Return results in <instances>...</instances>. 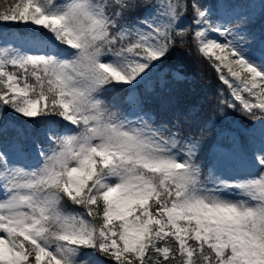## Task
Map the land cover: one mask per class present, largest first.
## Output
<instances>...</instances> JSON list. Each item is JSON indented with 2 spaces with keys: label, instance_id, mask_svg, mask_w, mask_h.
I'll return each instance as SVG.
<instances>
[{
  "label": "snow or ice",
  "instance_id": "6c2138e0",
  "mask_svg": "<svg viewBox=\"0 0 264 264\" xmlns=\"http://www.w3.org/2000/svg\"><path fill=\"white\" fill-rule=\"evenodd\" d=\"M189 7L192 23L181 26ZM234 9L223 0H21L0 14V25L33 33L29 49L0 43V116L8 107L63 126V134L46 132L50 147L39 149L35 170L0 146V264H169L176 252L182 264H264V43L250 47L248 17ZM189 34L230 89L218 110L261 120L254 177L216 165L205 176L197 155L204 129L185 135L186 120L156 124L142 114L135 90ZM119 88L130 109L123 114L107 99Z\"/></svg>",
  "mask_w": 264,
  "mask_h": 264
},
{
  "label": "trees",
  "instance_id": "16d2710c",
  "mask_svg": "<svg viewBox=\"0 0 264 264\" xmlns=\"http://www.w3.org/2000/svg\"><path fill=\"white\" fill-rule=\"evenodd\" d=\"M21 0H0V14L10 13L16 4ZM175 3L176 0H150L151 4ZM186 0H182V3ZM209 4L219 3V0H206ZM226 3L233 4L232 0H224ZM189 13L186 17L193 19L192 9L188 8ZM142 10H137L138 15ZM242 16L241 13H238ZM7 27L9 30H19L22 33L32 35L31 29L27 25L18 22H5L0 27ZM170 70L179 69L184 73L183 79L177 80L170 73L166 76L162 72L163 69ZM16 71L18 75L22 70L8 69ZM226 71V70H225ZM162 76H165L162 78ZM30 81L34 78L29 76ZM139 95L144 99V106L150 110L160 123H169L170 121H187L184 124L185 135L198 134L200 129H204L201 140L200 150L198 152V162L205 165L210 163V147L213 140L219 135L221 130H235L247 144L252 138L247 133L243 132V127H248L252 122L250 115H245L241 111H233L231 108L225 107L221 112L219 102L222 98L231 100L230 89L220 80L216 68L207 58L198 52L195 42L191 38V34L183 38V42L179 37L176 39V44L169 51L168 55L160 63L158 70L152 72L150 78L137 87ZM3 89H0L2 92ZM124 88H119L111 92L108 97L113 100L126 99ZM245 97L249 98L254 103H258L256 97H250L245 93ZM50 107V105H49ZM259 114V109H253ZM7 117L10 118L15 126L12 128L0 130V146H8L9 151H16V148L21 144L25 149L38 144L41 147L49 145V140L46 135L48 129L54 128L55 131H63V126L60 118L56 116H48L36 118L35 120L24 118L20 115H13L8 112ZM169 126H171L169 124ZM96 206H94L95 208ZM67 211H82L81 208L65 205ZM98 211L100 216L95 220L97 225L102 221V204ZM155 206L153 203V212ZM92 219V217H88ZM163 243V242H161ZM169 245L175 250L177 244L174 240L168 241ZM94 251L92 249H83L81 252ZM196 257V256H195ZM31 259V258H30ZM147 259V256L145 257ZM184 257H181L178 252L175 256H170L169 264H182Z\"/></svg>",
  "mask_w": 264,
  "mask_h": 264
},
{
  "label": "rangeland",
  "instance_id": "374dc122",
  "mask_svg": "<svg viewBox=\"0 0 264 264\" xmlns=\"http://www.w3.org/2000/svg\"><path fill=\"white\" fill-rule=\"evenodd\" d=\"M219 1L221 2V0ZM232 1L233 5H235L234 12L236 14L241 13L242 16L246 14L248 17L244 21L242 26L245 27L251 34L249 37L250 47H252L253 49H259L261 44L264 43V9H262L261 7V5L264 4V0ZM56 2L61 3L62 0H56ZM180 2H182V0H180ZM161 5L164 4L162 3ZM249 5H253L254 7L250 8L248 7ZM187 14H190L188 9L181 18V26H189L191 24V20L186 17ZM27 27L31 29L30 25H28ZM30 37V35H26L25 33H22L18 30L10 31L6 27H0V43L9 41L14 46L24 50L31 47L30 43L28 42ZM58 49H54V51L56 52V50ZM65 55H67V52H65ZM229 59H234V57H229ZM162 72L165 74V76L170 73L174 78L176 73L180 74V76L182 77L181 79L185 77L184 73L179 69L170 70L168 68H165ZM243 75L247 76L248 74L244 73ZM165 76H162V78ZM135 91L137 94H139L137 89ZM245 93L246 92H244L243 94L245 95ZM107 99L109 105H116V108L114 110L119 111L121 114L130 110L129 106L125 103V99L115 100L113 98L112 100L109 97H107ZM250 102L254 103L251 100ZM131 110H135V108ZM8 112L12 113L13 115H18L15 112L11 111L10 108L5 107L3 109V115L0 116V129H5V125L7 126L6 129L8 127H14V123L12 122V120L7 117ZM144 113H150L156 124H159L158 119L154 116V114L143 105L142 114ZM261 128V120H256L252 122V125L246 130V133L252 136V144L249 143L247 147L243 144L244 141L236 132L232 130L221 132V134L218 138H216L214 144L211 147V151L209 153L211 157L210 164H208L207 166L204 163L202 166L204 175L206 176L208 174L209 168L213 167V165H216L217 169L227 171L228 174H238L241 176L249 177L258 175L262 171V169L252 163V156L255 149L259 147ZM57 133L63 134V131H59ZM49 147L50 144L44 147V149L47 150ZM40 148L41 147L34 146L29 149V152H26L22 147L18 146L15 151V159L18 161L19 165L24 167L26 170H35L43 164V160L39 155ZM225 152H227V157H225ZM217 169H214V171H216ZM228 198L245 199V197L239 193H233ZM189 244H194V241H189ZM97 255L101 260H108L102 254ZM193 258L195 259V257ZM198 264H200V262H198Z\"/></svg>",
  "mask_w": 264,
  "mask_h": 264
}]
</instances>
